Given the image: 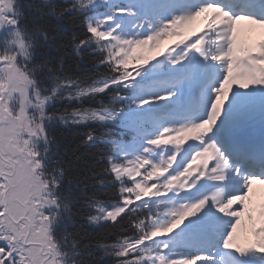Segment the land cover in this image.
Segmentation results:
<instances>
[{"label": "snow or ice", "instance_id": "6c2138e0", "mask_svg": "<svg viewBox=\"0 0 264 264\" xmlns=\"http://www.w3.org/2000/svg\"><path fill=\"white\" fill-rule=\"evenodd\" d=\"M256 3L0 0V264H264Z\"/></svg>", "mask_w": 264, "mask_h": 264}, {"label": "bare ground", "instance_id": "6f19581e", "mask_svg": "<svg viewBox=\"0 0 264 264\" xmlns=\"http://www.w3.org/2000/svg\"><path fill=\"white\" fill-rule=\"evenodd\" d=\"M253 33H260V30H254V31H252ZM258 190H259V192H262V197H260L258 200H256L255 202H251V204H250V208H253V207H256L257 206V204H259V205H262V204H264V189L262 188V187H259L258 188ZM255 214H256V212H255ZM258 214L259 213H257L256 215L258 216Z\"/></svg>", "mask_w": 264, "mask_h": 264}, {"label": "rangeland", "instance_id": "374dc122", "mask_svg": "<svg viewBox=\"0 0 264 264\" xmlns=\"http://www.w3.org/2000/svg\"><path fill=\"white\" fill-rule=\"evenodd\" d=\"M175 42H176V38L167 40L164 44L161 45L160 51H162L164 48L170 47L171 45L175 44Z\"/></svg>", "mask_w": 264, "mask_h": 264}]
</instances>
